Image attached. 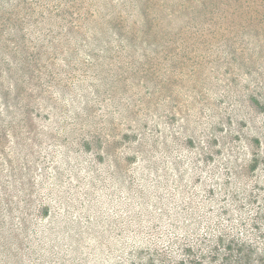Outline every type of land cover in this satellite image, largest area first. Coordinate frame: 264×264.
<instances>
[{"label":"rangeland","instance_id":"374dc122","mask_svg":"<svg viewBox=\"0 0 264 264\" xmlns=\"http://www.w3.org/2000/svg\"><path fill=\"white\" fill-rule=\"evenodd\" d=\"M161 5L110 45L92 26L41 54L30 25L28 89L0 101V264H264V9Z\"/></svg>","mask_w":264,"mask_h":264},{"label":"trees","instance_id":"16d2710c","mask_svg":"<svg viewBox=\"0 0 264 264\" xmlns=\"http://www.w3.org/2000/svg\"><path fill=\"white\" fill-rule=\"evenodd\" d=\"M162 1L174 3L181 8L188 21L195 19V12L191 7H196L198 10L206 7L209 11L236 10L245 2V0H202L199 6L193 0H18L16 5L2 6L0 7V101L2 100L5 105H10L12 102L16 107L19 95L28 89V79L26 78V81L24 77L28 74L31 60L34 61V52L31 51L30 45V25L35 24L38 29L43 30L42 36L37 39L41 41V54L55 50L57 41L69 35H85V29H90L92 26L99 29L103 40L110 45L108 28H114L118 34L126 31L131 40L137 39L139 31L143 32L145 37L155 35L156 24L161 21V13H158L155 7L162 6ZM249 1L246 0L247 5ZM251 1L258 3L257 7L260 9H264V0ZM17 6L23 11L17 9ZM137 9L142 26L131 19L132 11ZM52 33L57 34V38H52ZM94 35L96 36L95 33ZM50 42L53 49L48 48ZM48 74L50 77L54 75L52 72ZM36 78L37 81L40 80L38 75ZM86 144L90 143L86 142ZM39 209L45 213L48 208L41 206Z\"/></svg>","mask_w":264,"mask_h":264}]
</instances>
